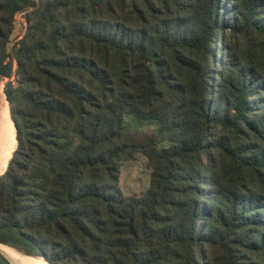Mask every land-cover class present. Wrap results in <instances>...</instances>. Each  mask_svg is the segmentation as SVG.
Wrapping results in <instances>:
<instances>
[{
  "label": "trees",
  "instance_id": "obj_1",
  "mask_svg": "<svg viewBox=\"0 0 264 264\" xmlns=\"http://www.w3.org/2000/svg\"><path fill=\"white\" fill-rule=\"evenodd\" d=\"M14 63L1 244L48 264H264V0H0V80ZM138 154L150 188L126 197Z\"/></svg>",
  "mask_w": 264,
  "mask_h": 264
},
{
  "label": "rangeland",
  "instance_id": "obj_2",
  "mask_svg": "<svg viewBox=\"0 0 264 264\" xmlns=\"http://www.w3.org/2000/svg\"><path fill=\"white\" fill-rule=\"evenodd\" d=\"M34 9L35 7H31L15 15L13 31L7 45V51L10 55L13 54L14 49L17 47L19 41L24 37L27 31L28 22L26 15ZM215 46H216L215 50L217 54L220 50V42L217 36L215 38ZM6 61H9V58ZM15 71H16V64L14 63V67H13L14 76L12 77V79L2 78L0 80V86L2 89H4L5 84L8 81H13L14 84H16L15 82L17 78L15 76ZM125 122L130 128L137 129L140 132H146L148 134L154 133L156 129V126L154 124L135 120L130 115L125 116ZM151 174H152L151 161L143 155L138 154L135 155L132 160L120 162L118 185L121 193L126 197L128 196L142 197L150 188ZM10 250L14 251L12 249ZM26 260L29 261L30 264H43V262L45 264H48L42 259L32 260L26 258Z\"/></svg>",
  "mask_w": 264,
  "mask_h": 264
},
{
  "label": "bare ground",
  "instance_id": "obj_3",
  "mask_svg": "<svg viewBox=\"0 0 264 264\" xmlns=\"http://www.w3.org/2000/svg\"><path fill=\"white\" fill-rule=\"evenodd\" d=\"M16 146V129L12 121L9 106L5 99V96L3 95V93L0 92V175L7 168ZM0 250L13 262L21 261L22 264H30V262L27 261L20 254L11 251L5 246L0 245ZM43 264L45 263L43 262Z\"/></svg>",
  "mask_w": 264,
  "mask_h": 264
},
{
  "label": "water",
  "instance_id": "obj_4",
  "mask_svg": "<svg viewBox=\"0 0 264 264\" xmlns=\"http://www.w3.org/2000/svg\"><path fill=\"white\" fill-rule=\"evenodd\" d=\"M0 92L1 93H3V95L5 96V93H4V89H2L1 88V86H0ZM5 99H6V96H5ZM7 101V100H6ZM8 103V102H7ZM15 149H16V147H15ZM15 149H14V151H15ZM13 151V152H14ZM13 155V154H12ZM7 169V168H6ZM6 169H5V171H6ZM4 171V172H5ZM3 172V173H4ZM2 173V174H3ZM1 174V175H2ZM0 175V176H1ZM0 245H2V246H5V247H8V248H10V249H12V250H14V251H16L18 254H20L22 257H24L25 259L26 258H28V259H42V260H44L46 263H48L43 257H39V256H33V255H27V254H25V253H22V252H20V251H18V250H16V249H14V248H12V247H9V246H7V245H4V244H1L0 243ZM0 264H22V262L20 261V262H13L12 260H10L1 250H0Z\"/></svg>",
  "mask_w": 264,
  "mask_h": 264
}]
</instances>
